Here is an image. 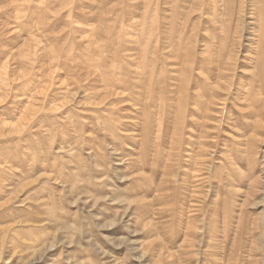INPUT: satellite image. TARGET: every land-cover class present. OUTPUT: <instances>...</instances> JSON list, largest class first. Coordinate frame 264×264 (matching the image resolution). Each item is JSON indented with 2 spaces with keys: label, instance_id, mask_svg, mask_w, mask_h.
Segmentation results:
<instances>
[{
  "label": "rangeland",
  "instance_id": "obj_1",
  "mask_svg": "<svg viewBox=\"0 0 264 264\" xmlns=\"http://www.w3.org/2000/svg\"><path fill=\"white\" fill-rule=\"evenodd\" d=\"M0 264H264V0H0Z\"/></svg>",
  "mask_w": 264,
  "mask_h": 264
},
{
  "label": "bare ground",
  "instance_id": "obj_2",
  "mask_svg": "<svg viewBox=\"0 0 264 264\" xmlns=\"http://www.w3.org/2000/svg\"><path fill=\"white\" fill-rule=\"evenodd\" d=\"M105 78H106V76H105ZM105 82H107L108 85H111V84H109L110 81L108 82V80H106ZM125 85H126V84H125ZM125 85H124V87H125L124 89H126V86H125ZM113 86H114V85H113ZM119 93H120V92H119ZM31 243H32V242H31Z\"/></svg>",
  "mask_w": 264,
  "mask_h": 264
}]
</instances>
